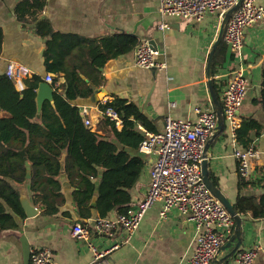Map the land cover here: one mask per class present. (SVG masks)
Masks as SVG:
<instances>
[{
	"label": "crops",
	"instance_id": "0c3cea01",
	"mask_svg": "<svg viewBox=\"0 0 264 264\" xmlns=\"http://www.w3.org/2000/svg\"><path fill=\"white\" fill-rule=\"evenodd\" d=\"M22 1L0 0V76H6L5 72L10 65L21 68L23 73L17 80L9 78L14 82L17 91L24 89L25 79L38 76L44 81L45 76L49 75L43 64L44 40L33 33L31 21L34 17L27 15L25 19L28 21L24 25L15 16V8ZM255 2L264 8V0ZM44 3L36 18L47 20L56 32L85 39L122 34L135 37L138 44L149 40L156 44L159 54L154 73L134 66L135 46L130 52L109 60L100 69L103 84L93 90L90 98L74 101L73 104L78 109H87L90 127L97 134L108 137L99 123L100 113L97 106L114 98L135 105L141 112L149 97L145 104L148 118L145 119L151 123L155 132L164 129L166 117L195 122V109L216 110L208 91L206 64L221 23L217 15H206L200 22L170 17L162 20L159 0H44ZM162 21L167 24L166 30L158 29ZM225 48L226 52L220 57L223 62L216 66L212 76L219 93L217 102L221 105V92L228 75L241 67L248 81V89L239 109V120L251 117L264 127V110L253 104L260 95L261 72L264 66V19L245 30L240 63ZM75 73L84 82L87 80L86 84L90 83L84 72L76 69ZM63 81L60 76L57 85H61ZM99 91H104L105 94ZM5 116L0 111V118ZM139 126L142 127L137 125V128ZM121 128L122 123L116 127L119 131ZM250 139V145L257 150L258 157L250 161L249 176L245 179L252 186L241 190L237 187L240 174L233 152L235 148H243L232 140L224 121L221 132L211 139L207 152L208 176L232 206L238 196L259 198L264 192V129L259 136L250 134ZM138 156L144 160V167L138 181L130 190V212L136 209L146 195L149 172L154 161L153 156ZM59 182L65 201L58 214L45 217L38 210L35 217L18 222L17 230L1 234L0 264H23L20 242L22 236L26 238L30 252L49 250L54 264L91 262L92 255L87 247L77 243L71 235V228L78 221L72 204V190L64 176H60ZM17 189L30 202L27 186ZM161 208V203H154L128 243L108 255L110 264H190L196 237L192 223L175 209L167 212L165 219H161ZM116 215L113 211L107 218H114ZM97 218L93 211L85 223L91 225ZM240 218L242 242L239 251L256 245L264 248V220H253L250 214ZM93 242L96 245L107 243L106 240L97 238ZM228 253V250L219 251L217 259ZM226 264H235L234 258ZM254 264H264V261L259 257Z\"/></svg>",
	"mask_w": 264,
	"mask_h": 264
},
{
	"label": "trees",
	"instance_id": "16d2710c",
	"mask_svg": "<svg viewBox=\"0 0 264 264\" xmlns=\"http://www.w3.org/2000/svg\"><path fill=\"white\" fill-rule=\"evenodd\" d=\"M44 5V0H23L14 13L24 25L27 15L34 17L33 33L44 40L42 57L46 73L53 75V105L44 101L37 115L36 90L43 81L40 77L25 79L24 89L17 91L13 81L0 76V111L6 115L0 118V235L17 230L18 222L26 218L19 202L20 186H27L30 202L41 216L57 215L65 201L60 176L65 177L72 190L77 223L85 225L93 211L98 218H107L113 211L117 215L129 214L130 190L144 167V160L138 156L143 134L137 125L155 132L135 105L118 98L97 106L99 123L108 137L84 125L74 101L90 98L93 90L103 84L100 69L109 60L130 52L138 41L122 34L85 39L56 32L47 20L36 18ZM1 42L0 30V49ZM225 47L222 40L213 57L212 76L223 62L220 57L226 52ZM76 69L84 72L89 84L77 76ZM60 76L64 81L57 85ZM213 90L218 100L215 83ZM253 104L264 110V66L260 95ZM108 109L119 116L120 131L105 116ZM263 129L251 117L242 118L235 130V143L246 149L251 143L250 134L259 136ZM22 151L30 167L29 180ZM249 186L252 183L239 176L238 190ZM232 207L239 216L250 214L253 220H264V192L259 198L238 196Z\"/></svg>",
	"mask_w": 264,
	"mask_h": 264
},
{
	"label": "built area",
	"instance_id": "2783aa9c",
	"mask_svg": "<svg viewBox=\"0 0 264 264\" xmlns=\"http://www.w3.org/2000/svg\"><path fill=\"white\" fill-rule=\"evenodd\" d=\"M47 1V0H45ZM238 0H159V13L163 19L179 18L200 22L206 15H217L221 22L225 13ZM264 19V8L255 0H243L241 6L231 15L223 36V42L238 63L242 61L244 32ZM158 29L166 30L163 21ZM158 51H153L148 41L140 42L135 49L134 66L150 70L157 67ZM23 70L10 65L5 75L17 80ZM44 82L51 84L52 76L46 75ZM248 89V81L241 67L234 69L227 77L221 92V111L223 121L235 142V130L240 125L239 109ZM80 115L85 126H90L88 111L81 108ZM195 122L164 119L161 132H150L142 127L143 140L138 146L140 155L153 156L154 161L149 172V185L146 195L133 212L116 215L114 218H97L91 225L74 224L71 235L77 243L87 247L92 255L89 264H110L108 255L127 244L137 230L146 212L159 202V213L165 219L167 212L177 210L195 230L194 251L190 264H212L217 259L224 243L232 235L234 222L224 207L215 200L205 187L200 173L203 149L216 133L217 116L215 111L195 109ZM105 116L115 126L121 124L119 116L111 109ZM234 158L238 162L239 174L246 179L249 176L250 161L258 157L253 145L240 150L234 149ZM106 240L104 245H96L93 240ZM261 257L264 261V248L238 251L234 256L235 264H254ZM29 264H54L51 252L47 249L31 251Z\"/></svg>",
	"mask_w": 264,
	"mask_h": 264
},
{
	"label": "water",
	"instance_id": "95a60500",
	"mask_svg": "<svg viewBox=\"0 0 264 264\" xmlns=\"http://www.w3.org/2000/svg\"><path fill=\"white\" fill-rule=\"evenodd\" d=\"M242 1L243 0H238L237 3L225 13V15H224V17L220 23L217 38H216L214 44L212 45L211 51L208 54V59H207V64H206V80H207L209 95H210L211 101L213 102V104L216 108L215 113L217 116L216 133L211 137V139H213V137L216 134L220 133L222 130V127H223V117H222L221 107L217 102V99H216V96H215L214 90H213V81H212V73H211L212 61H213V57H214L216 49L218 48V46L222 42L226 25H227L231 15L241 6ZM148 44L153 51H157L156 44L153 40H149ZM150 71L152 73H154L155 68L150 69ZM85 82L87 83L88 81L85 80ZM101 92H104V91H101ZM104 94H105V92L103 93V95ZM53 96H54V90L52 89L51 85L42 81L40 83V85L38 86V89L36 90L37 115H39L42 103L44 101H49L53 105ZM148 98L146 99L145 103L143 104V106L141 108V114L145 118H148V116L145 113V109H146L145 104L147 103ZM211 139L207 142V144L205 145V147L203 149V160L200 164V173L202 176V181H203L205 187L207 188V190L210 192L212 197L215 200H217L224 207V209L227 211V213L230 215V217L232 218V220L234 222V230H233L232 236H230V238L227 240L225 245L222 246L220 249V251L228 250L229 253L221 259H215L212 263V264H226L228 261L233 259L235 254L239 251V248H240V245L242 242V222H241L240 216L238 214H236L232 205L229 203V201H227L223 197L220 190H218L216 188V186L211 182V180L208 176L209 175V173H208L209 159L207 158V152L209 150V145H210ZM20 154L23 157L24 164H25L26 180H29V178H30V167L26 161V158L24 157V151H22ZM95 200H96V197L94 196L92 199V204H91L92 207H94V205H95ZM19 202H20V206H21V208L25 214V217L27 219L33 218L38 214V210L32 206V204L29 202V200L25 194L21 193L19 195ZM20 242L22 245V252H23V264H29L30 247L28 245V242L24 236L20 237Z\"/></svg>",
	"mask_w": 264,
	"mask_h": 264
}]
</instances>
